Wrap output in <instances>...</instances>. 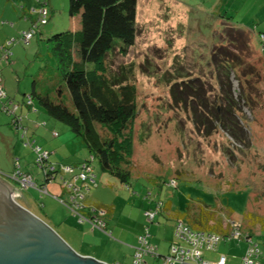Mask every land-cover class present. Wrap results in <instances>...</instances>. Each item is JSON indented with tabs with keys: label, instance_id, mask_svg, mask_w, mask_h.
Here are the masks:
<instances>
[{
	"label": "rangeland",
	"instance_id": "1",
	"mask_svg": "<svg viewBox=\"0 0 264 264\" xmlns=\"http://www.w3.org/2000/svg\"><path fill=\"white\" fill-rule=\"evenodd\" d=\"M69 4V0H0V25L6 23L17 31L21 30L16 34L18 39L13 36L4 43L9 45L11 40H15L10 60L3 54L1 46L4 44L0 41V58L7 64L11 63L5 69L11 75L8 78L11 91L19 80L21 89H25L27 95L31 94L36 81L38 92L41 89L50 91L52 99L56 100L58 96L73 111L69 89L49 53L51 43L48 40L53 34L71 26L78 28L79 24L72 22ZM6 6L9 7L4 10ZM25 13L27 16H24ZM256 14H259L264 26V0H138L137 24L140 32L136 41L127 52L117 51L109 59L112 73L119 72L122 64L134 62L135 65L132 81L137 87L139 112L134 120V136L129 145L133 183L131 187L120 184L113 175L102 172L97 162H92L98 184L81 187L87 199L94 197L101 203L115 206L113 217L107 214L109 211H100L104 221L109 223V231L99 226L92 231L91 221L81 220L82 214L71 201V190L60 177L48 184L46 193L34 187L21 188L17 184L22 193L17 200L46 221L72 247L74 237L71 232L85 233L82 250L97 256H103L101 248L106 241L103 231L109 235V232L115 231V226L118 230L124 228L125 236L118 235L116 231L109 236L124 247L126 253L123 256L128 254L125 264H133L134 254L131 255L126 246L132 238L138 244L140 227L136 220H141L138 213H142V220L145 217L140 201L144 197L148 200L149 197L172 198L176 203H185L192 198H201L210 204L228 203L235 211L234 218L244 224L243 232L253 227L254 238L260 243L259 248L263 247L264 233H257L250 219L244 218V214L251 211L264 215V203L257 199V195H263L264 191L262 47L259 39L253 38L254 33L246 26L231 23V20L219 24L222 17L230 16L241 23L249 17L247 22L255 24L250 18ZM27 17H33L35 34L29 36V41L21 42L23 33L32 29H21ZM232 32L240 33L241 39L248 41L246 50L241 53L229 43L233 38V34L231 37L229 33ZM221 33L225 38L223 42ZM4 35L0 32L1 38ZM226 48L232 49V55H225L231 68L227 78L221 73L216 77L221 64L218 65L210 56L216 51V58L219 59V51ZM237 55L241 56L239 60L235 58ZM208 62L210 66H207ZM181 66L189 70L181 69ZM211 69L214 72H210ZM165 71H170L174 79L188 81L193 93L184 97L183 101L179 94L173 92L171 85L175 80L169 84ZM221 79L228 85L220 87ZM60 86H63V92L59 96L57 88ZM199 88H202L203 94L197 102L191 100V96L197 97ZM223 93L227 98H222ZM18 96V99L14 98L20 104L17 114L24 119L20 118L17 123L15 114L4 109L5 102L0 100V114L7 118L0 126V132L8 138L4 140L0 135V178L16 187L11 177L18 169L15 159L19 158L21 168L31 172L39 185L44 184L46 180L37 162L39 153L44 154V149L52 153L56 150L61 158H54L65 163L77 159L78 155L88 158L89 153L81 137L76 136L66 123L50 115L40 104L38 96H33L34 106L27 110L29 116L22 113L23 105L24 109L28 107L20 102L22 93ZM216 107L221 109L219 124L215 118ZM223 122L233 125V122H238L239 137L243 138L230 134L227 128L222 127ZM36 143L41 147L39 152L35 149ZM168 181H174L175 185ZM177 184L179 186L175 188ZM61 186L67 189H63L65 194ZM132 187L136 193L133 192L135 194L128 201ZM76 199L82 202L84 198L76 195ZM126 203L130 209H125ZM131 209L135 210L133 216ZM147 262L151 264V261Z\"/></svg>",
	"mask_w": 264,
	"mask_h": 264
},
{
	"label": "trees",
	"instance_id": "2",
	"mask_svg": "<svg viewBox=\"0 0 264 264\" xmlns=\"http://www.w3.org/2000/svg\"><path fill=\"white\" fill-rule=\"evenodd\" d=\"M69 2V13L72 18H78V28L67 29L53 34L48 40L51 43L49 53L55 59L57 69L66 82L74 110L71 111L64 101L59 100L58 96H56V100L52 99L50 91L44 92L41 89V92H38L36 81L33 83L32 93L28 95L25 93L22 100L29 108H32L34 106L33 96H38L40 104L50 115L66 123L76 136L81 137L89 156L87 159L85 158L78 163H65L56 161L54 158L55 154L48 149H44V151L50 152L49 154L52 159L51 161L45 159H42V162L38 161V168L40 167L42 169L45 180H48L50 176L57 175L56 177H58L59 175L64 181L71 182L82 171V165L84 163L88 162L94 173L92 162H97L101 171L110 173L121 184L131 187L134 178H132L131 174L132 162L130 159L131 153L129 151V145L134 136V120L139 112L137 87L134 81H132L135 74V65L134 62L122 64L119 72L112 73L109 66V59L117 51L127 52L136 41L140 32L137 24L138 0H69ZM224 20H232V16L225 17ZM221 23L222 21L219 22V24ZM31 28L36 29L34 25ZM233 29L234 27H232L231 31ZM239 32H241V29H239ZM229 34L231 37L233 34V38L229 40V43L234 44V46L240 49L239 53L243 52L248 45V41L241 39L239 36L240 33L232 32ZM222 36L221 33L223 42L225 38ZM15 39H18V37ZM23 41L24 38H22L21 42ZM262 41H264V34L260 33L259 42L263 43ZM13 42L15 40H11V44L9 45L4 44L1 46V49L5 52L3 54H6L8 60L12 57L11 47ZM224 49L219 51V59L216 58V51L210 57H213L218 65L221 64L220 71L218 67V74L215 73L216 77H219V73H221L222 77L227 78L231 66L225 55L226 53L232 55L230 52L232 49L226 48L225 51ZM237 56L235 58L239 60L241 56ZM210 61L211 59H209ZM183 68L189 70L188 67L181 66V69ZM166 72L165 74L168 76L166 80L169 84L175 80L171 85L173 92L175 91L179 94L183 101L184 97L193 93L192 86L188 81H182L184 78L174 79L171 77L172 74L170 71ZM210 72H214V69H211ZM222 79L220 80V87L227 86L228 82L226 83ZM217 84L219 88V83ZM2 86L4 88L3 79ZM61 87L63 89V86L57 88L59 96L63 92ZM49 89H52V87H49ZM201 90L202 88H199L197 93L194 92L197 97L191 96L193 98L191 100L197 102L201 94H203ZM224 97L227 98L225 93L222 94V98ZM2 100L5 103L9 100L18 103L7 92L6 97ZM198 102H201V100ZM199 107L201 108V104H199ZM220 110L219 107L215 108V118L218 124ZM17 112L14 116L16 123L19 121L17 118L24 119ZM223 123L222 127L224 129L227 128L230 134L235 135L238 139L243 138L241 136L239 137L240 126L237 124L238 122H233L235 125L228 122ZM202 124L205 125L203 122ZM34 146L39 147V144L36 143ZM42 164L49 169L47 175L42 166H40ZM67 165L73 168V172L70 174L64 173L63 169ZM51 166H54L53 170H50ZM94 179V183L87 180L82 184L87 185V187L97 185L96 174ZM178 186L179 184L175 188H178ZM259 195L257 197H260ZM215 199H218V197H215ZM149 201L151 202V206L145 212L152 209L157 210V216L162 213V210L164 212L169 211L172 202L170 198L163 199L162 197H149ZM81 205L79 208L82 210H79V212L87 218H96L101 216L100 211L104 210L107 212L109 210L108 205L88 203L87 197L84 198ZM169 214H174L176 221H183L195 229L217 233L224 238L223 241L225 242L236 241L233 239L232 233L235 229L233 222H237V230L243 236H246V234L249 235L246 236L247 239L252 237L254 240L253 230H250L251 232H243L244 224L242 221L234 218L235 211L228 203L219 202L210 204L201 198H192L187 200L184 206L175 208ZM244 218L250 219V223L254 224V226L259 225L262 230L264 229V215L251 211L246 212ZM149 224L147 223L146 225Z\"/></svg>",
	"mask_w": 264,
	"mask_h": 264
},
{
	"label": "crops",
	"instance_id": "3",
	"mask_svg": "<svg viewBox=\"0 0 264 264\" xmlns=\"http://www.w3.org/2000/svg\"><path fill=\"white\" fill-rule=\"evenodd\" d=\"M8 7L9 6H6L4 8V10H7ZM25 16H27V13H25ZM247 19L246 20H243V23H241L239 21H236L234 19V16H232V20L231 21L234 22V24H241L242 26H246L247 28H249V30H251L254 33L253 38L257 37L259 39L260 33L261 34H264V26H263V23H261V21L259 20L260 19L259 14L253 15L250 18L252 21H255V24H253L252 22H247ZM33 21H34L33 20V17H27L26 19H24V21H23V27L21 29L24 30V29L30 28L33 25ZM74 21L75 22H78V18H75V17L72 18V22H74ZM220 21L223 22L224 21V18H222ZM12 25H14V24H12ZM12 27L13 26L7 25L6 23L3 24V25H0V32H4L5 33V35L2 38L0 37L1 44H4L9 38H11L13 36L14 37H18L17 36L19 34L18 32H20L21 30L17 31V30H15ZM71 28H74V26H71ZM4 37H6V38H4ZM262 42L263 43H260V42H258V43H260L261 47H264V41H262ZM262 55L264 57V49H262ZM10 64H7L2 57L0 58V75H1V77L3 79L4 89L8 93V95L13 96V99L15 97L18 99L19 98L18 95L21 94V93H22V97L24 98V94L26 92H25V89H23V90L21 89V85H22L21 84V81L17 80V82H16V88L13 91H11V89L8 87V78H10L11 75L5 69L7 67H9ZM6 65H7V67H6ZM10 68L12 69V67H10ZM10 72H13V71H10ZM17 76H18V72H17ZM14 93H15V95H14ZM20 102L24 103L23 100L20 101ZM24 107H25V105H23V107H22V113H24L27 116H29L28 111H27V110H29V107H26L27 109L26 108L24 109ZM28 119H30V118H28ZM0 120H1V122H0V126H1L3 122H6L7 121V118H6V116L0 114ZM12 129H14V128H12ZM0 135L2 136V138L4 140H7L8 139V138H5V135H3L1 132H0ZM52 151L55 152V156L60 157L57 154L56 150H52ZM83 159H85L84 156L80 158V156L78 155L77 156V159L72 160V162H70V163H73V164L74 163H78L79 161H81ZM17 160L20 163V159L17 158ZM55 160H56V158H55ZM56 161H58V160H56ZM21 167L22 166H21V163H20V168ZM24 172H28V173H30L33 176V174L31 172L27 171V170L24 171ZM102 172H104V171H102ZM44 178H45V176H44ZM56 178H54V179L56 180ZM53 181H54L53 179H50L49 178L42 185L48 186V184L50 182H53ZM63 181H64V179H63ZM13 184L16 187L18 186L17 183H15L14 181H13ZM79 184H81V183L79 182ZM121 187L123 188L124 186L121 185ZM17 188L20 189L19 187H17ZM63 189H65V188L62 187V190ZM65 190H67V189H65ZM65 190H63V194H65V192H66ZM124 191L126 192L127 189H124ZM133 192L136 193V190H135L134 187H132L131 189H129V196L127 197L128 201L135 194ZM263 193H264V191H263ZM259 196H260V198L258 197L257 199L258 200L260 199L259 201H260L261 204H262V202L264 203V195H261L260 194ZM58 198H61V196H59ZM170 199L172 200V202H171V206H170L169 211L164 212V210H162V213H160L156 217L155 221L151 222L148 225L149 232H150V236L148 237V240H149V242L151 244H154V245L157 246V255H154V254L145 255L144 258H145L146 261L143 258L142 264H147L148 263L147 261H151V264H166L165 261H164V259H163V255H165L169 251L170 245H171V243H172V241L174 239V227H175V224H176V219L174 218L175 215L174 214H169V213L172 210H174L175 208H178V207H181V206H184L185 205L184 202H182V203L181 202L176 203L172 198H170ZM140 201H141V208L145 212V210L148 207L151 206V202L146 197H144ZM87 202L88 203H99V204L107 205L105 203H101L99 200L95 199L94 197L93 198H90L89 197L87 199ZM108 206H109V210H108L109 213L107 212V214H109L111 217H113L114 214L112 212L115 210V206L112 205V204L111 205H108ZM125 209H130L128 203L125 204ZM79 210L81 211L82 209H79ZM134 212H135V210L134 209H131V216H133V213ZM258 213L260 215H263L261 212H258ZM138 214H140L139 219H141V220H136L137 221V225H138V227H140V230L142 229L141 231L139 230V232H138V236H139L140 234L144 233L143 231H145V227H146L147 221H146L145 217L142 220V216H143L142 213H138ZM129 215L127 217H129ZM100 217L104 220V218L102 217V215ZM105 222H106V220H105ZM88 225H90V224L88 223ZM108 227H109V223H106L104 229H106L107 231H109L108 230ZM95 228L96 227H93L92 226V231H95ZM114 228H115V231L118 233V235L125 236L126 230L124 228H120V230L117 229L118 228L117 226H115ZM152 229H153V231H152ZM254 229H257V233H259V231H260V233H264V229L262 230L259 227V225L255 226ZM250 230H253V227H251ZM114 232L113 231L109 232L110 233L109 235L114 234ZM71 234L74 237L73 238L74 242H72L73 245H74L73 248L78 253H80L82 255L94 257V258L99 259V260H101L103 262H106V263L125 264L124 261L127 258V255L128 254H126V255L123 256V254L126 253L125 250H124V247L118 245V243H117L118 241H113V240H117V239H114V238H112V236L107 235L108 233L106 234V232L104 233V231H103V235L106 238V241H105L104 244H102V248H101L102 249L103 256H97L95 254H92L90 252H84L82 250V248L84 246V243H85L84 242V239L86 238L85 235H84L85 233L82 234V233H78V232L72 231ZM254 240L257 242V239L254 238ZM124 241H126V240L124 239ZM128 241L130 242V244H128V246H126V248H127L126 250L129 251V253L132 255V254H134V252L136 250L135 247L137 245V243H136L137 241L135 242L134 238H132L131 240H128ZM115 247H117L118 253H117V250H116ZM246 248H247V242L246 241H241V242H238V241L225 242V241H223V242L220 243L217 252L206 254V258L216 260V259H218V257L221 254H225L228 257V260H229L230 263L237 264V263L240 262L241 256L245 253ZM260 248H261L260 249L261 254H260L259 261H260V264H264V244H263V247L261 245ZM119 253H120V255H119ZM132 258H133V256H132Z\"/></svg>",
	"mask_w": 264,
	"mask_h": 264
},
{
	"label": "built area",
	"instance_id": "4",
	"mask_svg": "<svg viewBox=\"0 0 264 264\" xmlns=\"http://www.w3.org/2000/svg\"><path fill=\"white\" fill-rule=\"evenodd\" d=\"M34 32L35 30L32 28L30 31L24 32L22 38H24L25 41H28L29 36L31 34H34ZM5 97L6 92L2 86V79L0 77V99H4ZM3 108L12 114H16L17 110L19 109V104L15 103L13 100H9L4 104ZM35 149L37 152H39V150H41V147L35 146ZM49 153L50 152L47 151H44V154L39 153V158L37 159V162H42V159L51 161L52 157ZM16 166L18 167V169L15 171V173H13V176L11 178L16 181L21 188L34 187L37 188L41 193L47 192V186H39L30 174L24 172L20 168V163L17 159ZM40 166H42L45 171V174L47 175V172L49 170L48 168H46L47 166L44 167L43 164ZM82 168V171H80V173L71 182L63 181L64 185L67 186V188H70L71 190V199L76 204V208L82 206V202L76 199V195H80L82 199L85 198V195L81 190V187L84 186L82 183L86 182L87 180H90L93 183L95 182V174L93 173V169L90 164L88 162L84 163L82 165ZM53 169L54 166H51L50 170ZM63 170L65 174H70L71 172H73V168L70 165L65 166ZM56 176H50V178L54 179L56 178ZM58 177L60 176L58 175ZM60 178L62 179V177ZM79 182L81 184H79ZM169 183L171 185H175L174 181H170ZM102 211L105 212L104 210ZM157 213L158 211L153 209L145 212L146 221L148 224L155 220V218L157 217ZM84 219H89V221H91V223L93 224V227L99 226L102 229H104L105 227V222L100 216L96 218H87L81 215V220ZM233 225L235 227L234 232L232 233L233 239H235L236 241L245 240L248 243L246 251L241 257V260L238 264H260L259 257L261 251L258 243L254 241L252 237H249L247 239L246 236H249L247 234L246 236H243L242 233L237 230V222H233ZM143 232L144 233L138 236V244L135 247L136 250L133 256L134 264H142L145 255H157V246L151 244L148 240V237L150 236L148 225H146L145 231ZM223 240L224 238L217 233L201 229H195L190 225L186 224L185 222L179 220L176 221L174 227V240L170 245L169 253L163 255V259L166 264H233L229 262L228 257L225 254H221L216 260L206 258L205 256L206 253L217 252L218 247Z\"/></svg>",
	"mask_w": 264,
	"mask_h": 264
},
{
	"label": "water",
	"instance_id": "5",
	"mask_svg": "<svg viewBox=\"0 0 264 264\" xmlns=\"http://www.w3.org/2000/svg\"><path fill=\"white\" fill-rule=\"evenodd\" d=\"M0 178V264H113L78 253Z\"/></svg>",
	"mask_w": 264,
	"mask_h": 264
},
{
	"label": "flooded vegetation",
	"instance_id": "6",
	"mask_svg": "<svg viewBox=\"0 0 264 264\" xmlns=\"http://www.w3.org/2000/svg\"><path fill=\"white\" fill-rule=\"evenodd\" d=\"M17 183V182H16ZM18 184V183H17Z\"/></svg>",
	"mask_w": 264,
	"mask_h": 264
},
{
	"label": "clouds",
	"instance_id": "7",
	"mask_svg": "<svg viewBox=\"0 0 264 264\" xmlns=\"http://www.w3.org/2000/svg\"><path fill=\"white\" fill-rule=\"evenodd\" d=\"M42 186V185H41Z\"/></svg>",
	"mask_w": 264,
	"mask_h": 264
}]
</instances>
